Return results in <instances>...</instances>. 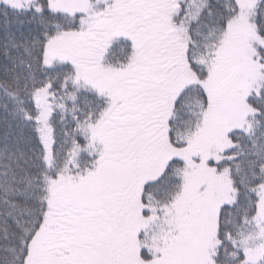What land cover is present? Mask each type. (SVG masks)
<instances>
[{
	"label": "snow or ice",
	"instance_id": "1",
	"mask_svg": "<svg viewBox=\"0 0 264 264\" xmlns=\"http://www.w3.org/2000/svg\"><path fill=\"white\" fill-rule=\"evenodd\" d=\"M0 264H264V0H0Z\"/></svg>",
	"mask_w": 264,
	"mask_h": 264
}]
</instances>
